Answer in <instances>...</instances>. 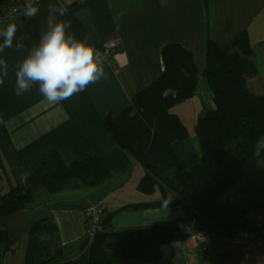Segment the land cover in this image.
Segmentation results:
<instances>
[{
  "label": "crops",
  "instance_id": "obj_1",
  "mask_svg": "<svg viewBox=\"0 0 264 264\" xmlns=\"http://www.w3.org/2000/svg\"><path fill=\"white\" fill-rule=\"evenodd\" d=\"M49 3L67 8L61 19L70 21L67 15L72 11L93 46L113 36L120 37L111 60L119 72L103 65L104 78L62 103L50 104L37 91L38 85L22 96L14 94L13 68L21 53L14 47L6 49L0 54L9 65L8 76L0 86V154L18 183L22 173H32L51 152L58 153L66 163L95 153L112 176L95 187L57 193L40 191L27 208L3 217L2 223L19 238V248L14 254L6 253L0 264H24L29 227L45 219L57 224L59 239L72 264H89V250L82 244L87 236L86 209L90 205L103 204L107 212L114 213L110 226L117 230L165 223L184 215L182 205L123 208L158 201L161 195L138 190L142 165L116 143L106 121L107 113L122 111L134 95L161 75L166 45L179 43L189 49L200 76L194 96L173 107L189 132L186 139L173 143L186 169L201 159L195 132L197 120L206 110L215 108L203 76L208 37L225 46L247 33L258 66L257 76L248 84L255 92L264 93V0H43L36 17L12 22L18 26L17 39L26 37V47L38 41L46 27ZM8 4L9 0H0V11ZM69 31L79 38L72 23ZM192 105V124H187L178 108L184 111L185 106ZM4 188L6 181L0 173V189ZM220 200L247 207L251 213L249 229L264 234V152L256 155L253 151L243 176L221 194ZM199 246L193 236L163 244L161 260L152 264H264V249L254 246L233 244L208 251H200Z\"/></svg>",
  "mask_w": 264,
  "mask_h": 264
},
{
  "label": "trees",
  "instance_id": "obj_2",
  "mask_svg": "<svg viewBox=\"0 0 264 264\" xmlns=\"http://www.w3.org/2000/svg\"><path fill=\"white\" fill-rule=\"evenodd\" d=\"M78 37L85 29L73 17ZM164 70L151 84L134 95L120 112H109L106 121L116 143L143 167L138 190L158 201L133 203L123 208L145 209L182 205L185 213L168 222L131 229H112L114 213L105 212L92 241L86 236L82 248L89 250V264H152L161 260L160 247L182 242L197 229H207L219 238L235 239L249 229V209L227 205L220 196L244 172L257 140L264 135V93L255 92L248 80L257 76L248 34L243 32L225 46L208 37L203 76L209 84L215 108L201 114L195 126L201 159L186 169L173 143L189 132L174 105L194 96L199 84L193 53L179 43L162 50ZM0 173L6 188L0 189V220L27 208L38 192L95 187L112 173L100 156L89 153L66 163L51 152L28 175L26 183L14 182L0 154ZM251 230V229H250ZM19 238L0 221V263L6 253L14 254ZM24 264H72L67 258L52 219L33 222L28 230Z\"/></svg>",
  "mask_w": 264,
  "mask_h": 264
},
{
  "label": "clouds",
  "instance_id": "obj_3",
  "mask_svg": "<svg viewBox=\"0 0 264 264\" xmlns=\"http://www.w3.org/2000/svg\"><path fill=\"white\" fill-rule=\"evenodd\" d=\"M39 11L38 0H25L23 15L26 19L36 17ZM66 14L64 6L49 3L46 27L38 41L27 47L26 37L17 39L18 26L15 23H8L0 29V54L13 47L21 53L13 68L15 95L22 96L38 85L37 91L48 103L59 104L105 77L97 50L87 38H77L69 31L70 21L61 19ZM8 72L7 60L0 55V86H3ZM261 152H264V135L254 148L256 155ZM27 177L28 173H22L21 182L26 183Z\"/></svg>",
  "mask_w": 264,
  "mask_h": 264
},
{
  "label": "built area",
  "instance_id": "obj_4",
  "mask_svg": "<svg viewBox=\"0 0 264 264\" xmlns=\"http://www.w3.org/2000/svg\"><path fill=\"white\" fill-rule=\"evenodd\" d=\"M42 1L43 0H38L39 9ZM24 4L25 0H9V4L0 11V29H2L4 24L12 23L16 20L25 18L23 15ZM120 43V37L113 36L103 40L100 45L94 46L102 64L110 65L116 73L119 72L118 66L111 60L113 52L117 49ZM106 211L107 209L103 204L90 205L87 207V237L90 241H92L95 237L99 229V223ZM193 237H195L198 241L200 251H208L212 247L228 248L233 244L240 245L243 248L247 246H254L258 249H264V234L250 229L242 231L239 237L235 239L219 238L214 235L212 231L207 229H197Z\"/></svg>",
  "mask_w": 264,
  "mask_h": 264
},
{
  "label": "rangeland",
  "instance_id": "obj_5",
  "mask_svg": "<svg viewBox=\"0 0 264 264\" xmlns=\"http://www.w3.org/2000/svg\"><path fill=\"white\" fill-rule=\"evenodd\" d=\"M193 106H195V105H192V107L189 106V107H191V108L185 106V107H184V108H185L184 111H183V110L181 111V109L178 108V110H179L180 112H182V115L184 116V119L186 118V122H187V124H190V123L192 124V121H191L190 115L194 114V109H195V108H193ZM176 107H178V106H176ZM188 108H189V109H188ZM173 109H174V108H172V111H173ZM176 114H177V113H176ZM193 118H194V117H193ZM192 120H193V119H192ZM189 128H192V127H190V125H189ZM141 170H142V173H141V175L139 176V181H140V178L144 175V172H145L143 166H141ZM142 174H143V175H142ZM137 177H138V175H137ZM4 218H5V217H4ZM4 218H2L0 221L2 222Z\"/></svg>",
  "mask_w": 264,
  "mask_h": 264
}]
</instances>
